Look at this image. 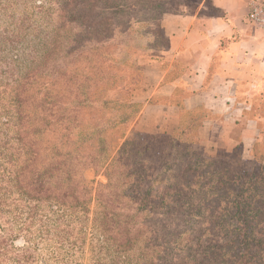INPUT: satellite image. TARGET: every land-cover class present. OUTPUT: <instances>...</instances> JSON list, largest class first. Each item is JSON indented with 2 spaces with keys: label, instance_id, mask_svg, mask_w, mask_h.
Segmentation results:
<instances>
[{
  "label": "trees",
  "instance_id": "obj_1",
  "mask_svg": "<svg viewBox=\"0 0 264 264\" xmlns=\"http://www.w3.org/2000/svg\"><path fill=\"white\" fill-rule=\"evenodd\" d=\"M36 80L30 73L0 83V264H82L85 228L72 223L93 201L82 171L100 165L109 181L94 199L89 264H264L263 155L242 152L246 167L205 192L178 189L123 163L129 137L113 155L103 134L118 124L129 129L135 117L87 110L117 101L94 98L72 80L66 94L39 84L36 91Z\"/></svg>",
  "mask_w": 264,
  "mask_h": 264
},
{
  "label": "rangeland",
  "instance_id": "obj_2",
  "mask_svg": "<svg viewBox=\"0 0 264 264\" xmlns=\"http://www.w3.org/2000/svg\"><path fill=\"white\" fill-rule=\"evenodd\" d=\"M179 1L0 0V83L10 81L12 76L24 78L33 73L36 91L39 84L66 94L65 80H72L69 86H81L94 98L117 101L106 108L95 104L96 108L87 111L112 120H122V114H133L136 119L142 104L135 92L143 80L144 66L166 42L161 19ZM132 128L118 124L103 134L114 149L113 155L129 137L121 150L123 163L164 183L171 180L178 189L205 192L221 185L218 181L223 175L246 167L240 161L239 150L222 153L220 158L225 159L220 161H206L209 151L204 146L180 144L181 136H177V144H172L166 136L130 134ZM257 152L263 155L264 144ZM82 179L93 201L86 218L81 214L80 220L72 218V227L85 228L87 246L79 261L89 264L92 254L88 244L95 242L96 233L92 228L97 210L94 199L98 188L109 181L106 167L86 166Z\"/></svg>",
  "mask_w": 264,
  "mask_h": 264
},
{
  "label": "crops",
  "instance_id": "obj_3",
  "mask_svg": "<svg viewBox=\"0 0 264 264\" xmlns=\"http://www.w3.org/2000/svg\"><path fill=\"white\" fill-rule=\"evenodd\" d=\"M248 10V0H180L164 13L166 44L144 66L132 129L182 136L215 158L254 157L264 144V29Z\"/></svg>",
  "mask_w": 264,
  "mask_h": 264
},
{
  "label": "built area",
  "instance_id": "obj_4",
  "mask_svg": "<svg viewBox=\"0 0 264 264\" xmlns=\"http://www.w3.org/2000/svg\"><path fill=\"white\" fill-rule=\"evenodd\" d=\"M247 21L253 27L264 29V0H248Z\"/></svg>",
  "mask_w": 264,
  "mask_h": 264
}]
</instances>
